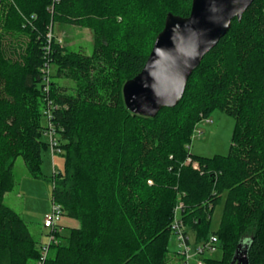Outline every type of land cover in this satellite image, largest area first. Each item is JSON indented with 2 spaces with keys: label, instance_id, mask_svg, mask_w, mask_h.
<instances>
[{
  "label": "trees",
  "instance_id": "obj_1",
  "mask_svg": "<svg viewBox=\"0 0 264 264\" xmlns=\"http://www.w3.org/2000/svg\"><path fill=\"white\" fill-rule=\"evenodd\" d=\"M192 1L0 0V264H37L47 243L44 224L40 242L4 203L15 160L39 179L45 151L63 158V173L50 179L52 204L79 227L65 236L60 218L42 264H174L177 205L191 243L213 236L222 250L204 264H232L241 242L248 264H264V0L232 21L178 105L144 117L123 101L124 83L144 67L167 15L188 17ZM55 24L89 30L92 53L69 51L53 36ZM49 101L57 106L54 155L43 138ZM216 110L234 119L228 155L191 154L195 126Z\"/></svg>",
  "mask_w": 264,
  "mask_h": 264
},
{
  "label": "water",
  "instance_id": "obj_2",
  "mask_svg": "<svg viewBox=\"0 0 264 264\" xmlns=\"http://www.w3.org/2000/svg\"><path fill=\"white\" fill-rule=\"evenodd\" d=\"M254 0H193L190 14H168L156 36L144 67L122 87L126 108L133 114L154 117L173 108L183 97L187 81L201 60ZM246 242L235 251L232 264H248Z\"/></svg>",
  "mask_w": 264,
  "mask_h": 264
},
{
  "label": "rangeland",
  "instance_id": "obj_3",
  "mask_svg": "<svg viewBox=\"0 0 264 264\" xmlns=\"http://www.w3.org/2000/svg\"><path fill=\"white\" fill-rule=\"evenodd\" d=\"M53 36L61 41L69 51H80L90 55L92 53V36L89 30L72 27L64 24H55ZM63 87H71L72 83L66 79L59 80ZM44 120V119H43ZM45 122V120H44ZM234 128V119L219 110L214 111L207 119L200 121L194 129L192 140L188 145L189 152L193 155L211 158L215 155L226 156L229 153ZM44 140L48 138L43 135ZM63 158L51 156L49 151L42 155V177H31L21 157L17 158L13 166L14 187L11 192L5 194L4 203L15 210L26 222L29 232L40 242L47 238L48 230L43 229V219L51 213L52 184L50 179L53 173H63ZM224 197L220 204L216 205L211 217L210 230L215 231L220 222ZM60 225L63 227V235H68L71 228H78L79 222L61 217ZM173 237V236H172ZM171 237L170 248H175V239ZM222 250L205 253L201 259L220 260ZM173 259V257H171ZM174 264L176 261L172 260ZM189 264H196L190 259ZM180 264V263H179Z\"/></svg>",
  "mask_w": 264,
  "mask_h": 264
},
{
  "label": "built area",
  "instance_id": "obj_4",
  "mask_svg": "<svg viewBox=\"0 0 264 264\" xmlns=\"http://www.w3.org/2000/svg\"><path fill=\"white\" fill-rule=\"evenodd\" d=\"M49 38H51V34L49 35ZM58 41L61 43L60 40ZM51 73V66L46 64L45 67L42 69L43 82L45 84L48 83ZM55 110H57V106L49 101L48 106L42 111V116L45 120V126L47 127L45 136L48 138V147L52 155H54V153H60L56 127L52 123V114ZM190 161L191 160L188 159L187 163H189ZM193 166H197L196 163H193ZM181 209V205H177L174 208L173 219L171 224L173 237L176 243L177 256L180 259L179 263L189 264V260L193 259L196 264H204V259H201L200 257H202L207 252L215 251L217 249V240L215 237L211 236L206 242H203L201 244H192L190 241L189 234L183 231V227L181 225L179 217ZM60 218L61 207L58 204H52L51 213L49 215H46L43 219L44 227L50 230V234L48 235L47 243L42 245L41 247L40 260L37 264H42V262L46 258L48 246L56 243L57 239L54 235V232L56 231V225L58 224Z\"/></svg>",
  "mask_w": 264,
  "mask_h": 264
}]
</instances>
